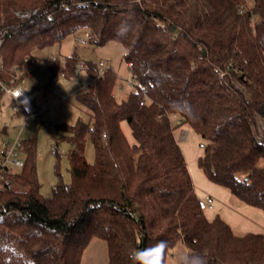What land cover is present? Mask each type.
<instances>
[{
  "label": "trees",
  "instance_id": "16d2710c",
  "mask_svg": "<svg viewBox=\"0 0 264 264\" xmlns=\"http://www.w3.org/2000/svg\"><path fill=\"white\" fill-rule=\"evenodd\" d=\"M242 4L0 0V102L3 84L13 87L38 69L36 50L84 29L91 45L124 46L136 82L118 101L116 72L86 62L97 80L77 98L90 119L60 127L72 145V182L58 170L51 197L41 193L35 140L22 143L23 167L0 179V264H81L96 237L108 244V264H136L134 253L146 249L165 264L178 241L189 250L184 264H264L263 233L237 234L220 215L210 220L201 209L175 133L188 126L198 134L201 171L264 211V146L254 136L257 117L264 118V0H252L244 12ZM80 62L76 52L63 67L59 59L46 60L51 85L60 69L75 77ZM229 63L244 91L216 72ZM87 136L94 163L84 153ZM161 241L163 252L152 251Z\"/></svg>",
  "mask_w": 264,
  "mask_h": 264
},
{
  "label": "rangeland",
  "instance_id": "374dc122",
  "mask_svg": "<svg viewBox=\"0 0 264 264\" xmlns=\"http://www.w3.org/2000/svg\"><path fill=\"white\" fill-rule=\"evenodd\" d=\"M246 3L251 6L252 0H246ZM88 36L89 31L84 29L66 39L62 44H55L34 52L39 67L36 71L29 72L31 76L26 74L23 87L33 100L31 107L33 112L39 113L38 118L27 120L24 115L15 113L12 99L7 93L0 102V152L6 148L7 143L14 145L17 142L35 140L37 173L42 184L41 193L45 197L53 195L54 186L58 181V170L65 183L72 182L69 160L72 145L61 138L60 127L75 125L79 120L89 121V111L78 101L77 95L82 93V87L91 84L93 79L88 70L80 69L77 75L63 86L61 95H58L51 88V72L46 60L57 58L63 67L64 59L76 52L82 62L98 64L100 61L106 62L117 74V83L114 88L116 99L122 101L134 90V86H129L127 82L133 78L124 59V46L116 41H110L103 46H94L87 42ZM234 80L240 82L238 79L234 78ZM62 97H66V100L63 101ZM122 129L128 140L133 143L135 140L127 122L122 123ZM182 131L188 133L186 143L183 144L188 145L189 151L198 153L203 150L200 143L204 141L188 126H182L175 131L177 138ZM84 144L86 159L94 163L95 147L89 136L86 137ZM57 153L60 159L57 158ZM20 156L25 161L24 150ZM20 170L21 168H14V171ZM211 211L207 210L206 213L209 215ZM188 252L184 242L178 241L169 249L165 264H178L179 256L186 254L187 257ZM108 263L107 242L98 237L93 238L85 248L81 264Z\"/></svg>",
  "mask_w": 264,
  "mask_h": 264
},
{
  "label": "built area",
  "instance_id": "2783aa9c",
  "mask_svg": "<svg viewBox=\"0 0 264 264\" xmlns=\"http://www.w3.org/2000/svg\"><path fill=\"white\" fill-rule=\"evenodd\" d=\"M242 12L247 10V4H242ZM1 66V62H0ZM99 66L101 71H105L110 68L106 62L100 61ZM129 67L132 66V63L128 64ZM80 69H89V65L86 62H80L78 66V70ZM233 66L232 63H229L222 66H216V72L219 74L221 78L224 79H232L235 86L239 89L244 91V86L242 83L235 81L232 72ZM68 78L65 75L63 69H60L58 75L53 80V89L56 91L58 95H61L63 86L68 82ZM97 78H93L91 84L84 85L82 87L83 92H88L91 90V85L96 82ZM0 82H1V75H0ZM129 86H134L136 84L135 80H128ZM2 84V83H1ZM24 81H21L19 84L9 87L3 84V88L8 95L12 97L14 100L13 110L16 113L23 114L27 120L32 118H38L39 113L33 112L31 104L33 102L32 98L28 95L23 87ZM63 101L66 100V97L61 98ZM254 136L257 142L261 143L264 146V118L258 116L256 119L255 129H254ZM200 147L204 148V142L200 144ZM23 150L22 143L17 142L14 145L7 143L6 148L0 152V179L5 180L4 172L6 170H11L13 168H22L24 165V160L21 158L20 153ZM199 205L202 210H214L215 209V198L212 195H205L199 198Z\"/></svg>",
  "mask_w": 264,
  "mask_h": 264
},
{
  "label": "crops",
  "instance_id": "0c3cea01",
  "mask_svg": "<svg viewBox=\"0 0 264 264\" xmlns=\"http://www.w3.org/2000/svg\"><path fill=\"white\" fill-rule=\"evenodd\" d=\"M52 59L54 60L57 58H51V60ZM31 75L32 74H29L28 76ZM23 81L25 83V78ZM51 88L53 89V87ZM12 103L14 104L13 99ZM187 134V132L182 131L180 136L177 138V141L179 142L187 161L188 169L195 186V191L199 198L208 194L215 198V209L212 210L209 215L205 212L207 217L212 220L217 215H220L226 222L230 224L234 232L237 234H264V211L257 207L242 203L229 190L215 184L210 179H208L198 166V160L203 154V150H200L198 153L197 151L192 152L188 150V145L183 144L186 143Z\"/></svg>",
  "mask_w": 264,
  "mask_h": 264
},
{
  "label": "clouds",
  "instance_id": "9594fccd",
  "mask_svg": "<svg viewBox=\"0 0 264 264\" xmlns=\"http://www.w3.org/2000/svg\"><path fill=\"white\" fill-rule=\"evenodd\" d=\"M164 243H165L164 241L159 242L158 245L154 246V249L152 251L162 253L163 249L160 246L163 245ZM148 251L149 250L146 249V250L134 253L136 264H149L150 261H151V264H162V259H156L152 261V258L147 255ZM186 258H187L186 254H181L178 258V264H184Z\"/></svg>",
  "mask_w": 264,
  "mask_h": 264
},
{
  "label": "water",
  "instance_id": "95a60500",
  "mask_svg": "<svg viewBox=\"0 0 264 264\" xmlns=\"http://www.w3.org/2000/svg\"><path fill=\"white\" fill-rule=\"evenodd\" d=\"M262 114L264 115V107H263V109H262Z\"/></svg>",
  "mask_w": 264,
  "mask_h": 264
}]
</instances>
